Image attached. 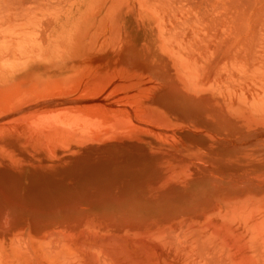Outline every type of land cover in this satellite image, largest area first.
Returning a JSON list of instances; mask_svg holds the SVG:
<instances>
[{"label":"rangeland","instance_id":"obj_1","mask_svg":"<svg viewBox=\"0 0 264 264\" xmlns=\"http://www.w3.org/2000/svg\"><path fill=\"white\" fill-rule=\"evenodd\" d=\"M263 9L0 0V264H187V234L240 236L220 251L235 259L264 244Z\"/></svg>","mask_w":264,"mask_h":264},{"label":"bare ground","instance_id":"obj_2","mask_svg":"<svg viewBox=\"0 0 264 264\" xmlns=\"http://www.w3.org/2000/svg\"><path fill=\"white\" fill-rule=\"evenodd\" d=\"M151 1H153V0H151ZM171 1H172V0H171ZM174 1H176V0H174ZM232 1H233V0H232ZM37 2H38V1H37ZM167 2H168V1H167ZM255 2H256V4H257V1H255ZM259 2H260V1H259ZM259 2H258V3H259ZM32 3H33V2H32ZM147 3H148V2H147ZM159 3H160V2H159ZM163 3H164V2H163ZM233 3H234V2H233ZM34 4H35V3H34ZM151 4H152V3H151ZM165 4H166V0H165ZM169 4H170V2H169ZM177 4H178V3H177ZM231 4H232V3H231ZM256 4H255V5H256ZM18 5H19V4H18ZM161 6H163V5H161ZM164 6H166V5H164ZM226 6H227V5H226ZM251 6H252V5H251ZM17 7H18V6H17ZM255 7H256V6H255ZM253 8H254V7H253ZM172 9H173V8H172ZM261 9H262V8H261ZM254 10H255V9H254ZM263 10H264V9H263ZM255 11H256V10H255ZM174 12H175V11H174ZM263 12H264V11H263ZM24 13H26V12H24ZM176 13H177V12H176ZM226 13H227V12H226ZM228 13H229V12H228ZM257 13H259V12H257ZM243 14H244V13H243ZM255 14H256V12H255ZM24 15H25V14H24ZM251 15H253V12H252ZM25 16L28 17L29 15H28V16L25 15ZM31 16H32V15H31ZM236 16H237V15H236ZM254 16H255V15H254ZM259 16H260V15H259ZM262 16H263V15H262ZM29 17H30V16H29ZM32 17H33V16H32ZM246 17H247V16H246ZM257 17H258V15H257ZM263 17H264V16H263ZM174 18H175V17H174ZM176 18H177V17H176ZM255 19H256V18H255ZM255 19H254V20H255ZM258 21H259V20H258ZM262 27H264V26L262 25ZM174 29H176V28H174ZM176 30H177V29H176ZM255 30H256V29H255ZM253 32H254V31H253ZM182 33H183V32H182ZM251 33H252V31H251ZM254 33H255V32H254ZM16 34H18V32H17ZM183 34H184V33H183ZM252 34H253V33H252ZM177 35L179 36V34H177ZM184 35H185V34H184ZM255 35L257 36V34H255ZM182 36H183V35H182ZM173 37H174V35H173ZM173 37H172V38H173ZM176 37H177V36L175 35V38H176ZM186 37H187V36H186ZM190 37H191V36H190ZM190 37H189V38H190ZM251 37H254V34H253V36H251ZM15 38H16V37H15ZM175 38H174V39H175ZM177 38H178V37H177ZM2 39H3V38H2ZM180 39H181V38H180ZM170 40H172V39H170ZM182 40H183V39H182ZM255 40H256V39H255ZM259 40H260V39H259ZM259 40H257V41H259ZM2 41H3V40H2ZM2 41H1V42H2ZM5 41H9V40H5ZM5 41H4V42H5ZM185 41H186V40H185ZM175 43H176V42H175ZM185 43H186V42H185ZM178 44H179V43H178ZM254 44H255V43H254ZM175 45H176V44H175ZM175 45H174V46H175ZM185 45H186V44H185ZM245 45H246V44H245ZM256 45H257V44H256ZM181 46H182V45H181ZM181 46H180V47H181ZM190 46H191V44H190ZM263 46H264V45H263ZM175 47H176V46H175ZM186 47H187V46H186ZM191 47H192V46H191ZM181 48H182V47H181ZM184 48H185V47H184ZM188 48H189V47H188ZM174 49H175V48H174ZM191 50H193V49H191ZM196 50H197V49H196ZM193 51H194V50H193ZM186 52H187V51H186ZM186 54H187V53H186ZM197 55H198V54H197ZM199 55H200V54H199ZM206 55H208V54H206ZM204 56H205V55H204ZM204 56H203V57H204ZM203 57H201V60H200V61L198 60V59H200V58L197 59V57H196V59H197V60H196L197 63H196L195 65H197V64H201V62H202V65H203V61H205V60L202 59ZM205 57H207V59H208V56H205ZM205 57H204V59H205ZM182 58H183V57H182ZM193 58L195 59V57H193ZM193 58H192V59H193ZM192 59H191V60H192ZM207 59H206V62L209 61V60H207ZM184 61H186V60L184 59ZM188 61H189V60H188ZM191 62H192V61H191ZM191 62H190V63H191ZM193 62H194V61H193ZM193 62H192V63H193ZM198 62H200V63H198ZM206 62H205V64H206ZM217 62H218V59H217ZM186 63H188V62H186ZM190 63H189V64H190ZM210 64H211V63H210ZM207 65H208V64H207ZM189 66H190V65H188V67H189ZM196 67H197V66H195V68H196ZM200 67H201V66H200ZM189 68H191V67H189ZM192 68H193V66H192ZM195 68H194V69H195ZM198 68H199V67H198ZM212 68H213V67H212ZM212 68H210L209 70L212 71ZM196 69H197V68H196ZM196 69H195V71H196ZM237 69H238V68H237ZM211 71H210V72H211ZM233 71H235V69H234ZM239 72H240V71H239ZM244 73H245V70H244ZM244 76H245V75H244ZM238 77H239V76H238ZM237 212L239 213V211H237ZM238 213H237L236 215L239 217L240 215H239ZM234 215H235V213H234ZM263 220H264V219H262L261 221H263ZM259 224H260V223H259ZM259 224H258V228H255V227H254L255 229H254V228L252 227V225H251L250 227H252L253 230H252V228H251V230H250V227H248V228H249V231H247L246 233L249 232L250 234L253 233V234L255 235V233H254L253 231L256 230V229H259V228L261 227V226H259ZM262 224H263L262 229H263V231H264V223H262ZM262 224H260V225H262ZM243 227H244V226H243ZM246 229H247V228H246ZM262 229H261V230H262ZM172 230H173V229H172ZM175 230H176V229H175ZM218 230H220V229H218ZM218 230H217V231H218ZM224 230H225V231L227 230L226 232H229V231H230L229 229H226V227H224ZM228 230H229V231H228ZM225 231H224V232H225ZM240 231H241V230H240ZM251 231H252V233H251ZM257 231H258V230H257ZM263 231H261V232L259 231V233H263ZM202 232H203V231H202ZM202 232H201V234L203 235L205 231H204L203 233H202ZM219 232H220V231H219ZM231 232H232V231H230L229 234H228V233H226V234H228L229 237L232 236L233 234L235 235V233L231 234ZM194 233H195V232L190 233V238H191L192 234L194 235ZM206 233H208V232H206ZM206 233H205V234H206ZM246 233H245V234H246ZM256 233H257V232H256ZM157 234H158V233H157ZM169 234H170V233H169ZM197 234H198V233H197ZM216 234H218V233L215 232V234L213 233L212 236L210 235V236H211L210 238L212 239V240H210V241L213 243V245L215 244L214 240H216L217 238L215 239V237H214V239H213L212 237H213V235L215 236ZM221 234H222V233H221ZM221 234H220V235H221ZM250 234H249L248 236H250ZM183 235H185V234H183ZM195 235H196V234H195ZM195 235L192 236V237H196L195 239L193 238V239H194V242H195V243L197 242L196 245L200 243V244H199L200 246H198V245L196 246L195 244H193V240H191V239H190L191 241L188 240V236H189V234H187V238H186V239H187V243H188V242H192V244H189L190 246H189V245H186V248H183V246H181L182 244H185L184 241H183V237L180 238V239H182V242H183V243H181V245L178 243V244L180 245V247H181L183 250L187 249L185 252L187 253V251H188V255H187V256H189V257L192 256L191 261L193 260V257H194V259L197 261V263H194L195 260L192 261L193 263L190 262V261H187V264H189V262H190V264H199L198 257H201V254H202L203 252L205 253L206 251H207V252L205 253L206 255L203 253V256L200 258V260L203 259L205 256H207L206 258L208 259V261L205 260L206 262H208L207 264H209L210 262H212V261H209V260L211 259V258H209V257H210V256L213 257L214 255L216 256V257L214 256V258H217V257H220V256H221V259H228L229 257H230V259H231L232 257L235 259L234 254H231V255L228 256V257H226V256L228 255L229 252H231V253L236 252V251H234V250H237V248L235 249V247H234V250H232V251H231V248H232V246H233L235 243L237 244L238 241H240V239H241L240 236H237L236 239L233 238V237H230V238H233V240L235 239L236 242H235V240H234V242H233V241L231 242V241L229 240V241H230V242L228 241V242H229V246H228V244H227L228 242H226V241H225L226 239L224 238V237H226L227 235H226V236H223L224 240H223V238H221V241H219V244L222 242L223 247H224V244H226L227 246L224 247L225 249H224L223 247H222V249H221V248H218V247H221V246H222L221 244L218 245V246H217V245H216V246H213V247H214L215 249H216V247H217V248H218L217 250H218L219 252H220L221 250H222V252H223V250H226L227 248L229 249V251H228V253L226 252V254H225V252H224V253L220 252V254H221V253H222V254H221L220 256H218V255H219V253H217L218 251L216 252V251L214 250V248H211V247L209 246V245H210V244H209L210 241H209V243H207L208 245L205 244V243H202L203 241L207 242V241L205 240V237H206V238L208 237L207 240L210 239L209 236H208V234H206L207 236H206V235H205V236L203 235V236L200 238V240H202V238H204V240H202V242L198 240V239H199V238H198V235H196V236H195ZM199 235H200V234H199ZM222 235H223V234H222ZM234 235H233V236H234ZM240 235H242V234H240ZM257 235H258V236H257ZM257 235H255V236H256L255 238L259 237V234H257ZM155 236H158V235L155 234ZM155 236H154V237H155ZM174 236H175V235H174ZM174 236H173V237H174ZM185 236H186V235H185ZM185 236H184V238H185ZM243 236H244V235H243ZM243 236H242V237H243ZM260 236H262V234H260ZM160 237H161V236H159V238H160ZM170 237H171V236H170ZM177 237H178V235H177ZM199 237H200V236H199ZM221 237H222V236H221ZM234 237H235V236H234ZM262 237L264 238V234H263ZM262 237H261V238H262ZM156 238H157V237H156ZM174 238H175V237H174ZM197 238H198V239H197ZM230 238H228V239H230ZM253 238H254V236H253ZM255 238H254V241H253V240H251V239H252V236H250V237H248V239H244V240H248V242H250V240H251L253 244L256 243V245H255V244H254V245H255L256 248H257V247H258V244H257V243H259L260 241H258V240L255 239ZM261 238H260V239H261ZM153 239H154V238H153ZM167 239H168V237H167ZM176 239H177V238H176ZM237 239H238V240H237ZM160 240H161V239H160ZM177 240H178V239H177ZM177 240H176V241H177ZM222 240H223V241H222ZM231 240H232V239H231ZM241 240L243 241V239H241ZM261 240H262V242L264 243V240H263V239H261ZM255 241H256V242H255ZM257 241H258V242H257ZM168 242H169V241H168ZM225 242H226V243H225ZM244 242H246V241H244ZM158 243H160V242H158ZM187 243H186V244H187ZM212 243H211V244H212ZM230 243H231V244L233 243L232 246H231V248H230V245H231ZM160 244H161V243H160ZM166 244H167V243H166ZM168 244H169V243H168ZM168 244L166 245L167 247H169ZM178 244H177V245H174V246L171 245V246H173V247H172V248L170 247V249L172 250V249L176 246L175 248H178V253H180L179 251H181V248H180V247H177ZM201 244H204V247H205V246H206V247L209 246V247L213 250V252H215L216 254L213 253L214 255L212 256V254H211V253H212V250H210L209 247H207L209 250L206 249V247H205V250H206V251H203L202 249H203L204 247L202 248V245H201ZM238 244H239V243H238ZM238 244H237V245H234V246L238 247L240 250L243 249V248H245V247H244V244H245V243L243 244V242L241 243V241H240V244H239V245H240V246H241V244L243 245V246H241V247L238 246ZM253 244H251V243L248 244V243H247L248 249H247V248L245 249V250H247V251H251V250H252L253 253H251L250 255H246L247 257L244 256V255H245L244 253H243V254L241 253V254H242L241 256H244L245 258L242 257V259H240L241 256L238 257V255H237L238 259L236 258V259H235L236 261L233 260V258H232L231 260L228 259V260H227L228 262L226 261V263H227V264H229V263L232 264V263H233L232 261H234L235 263H233V264H237V261L242 260V262H243V260H244V261H246L245 264L248 263V262H249L248 264H250L251 261H253L252 264H255L254 261H256L255 259L258 257L257 255L260 256L264 251H263L261 254H260V253H257V254H256V252L258 251V249H259L260 247H261V248H260L259 250L262 251V250L264 249V244L260 243L261 246L259 245L260 247L257 248V251H255V253H254V250H253V249H255V246H254V248L252 247ZM163 245H164V244H163ZM163 245H161L162 248H164ZM192 245H193V246H192ZM262 245H263V246H262ZM187 246H189V248H192V249H193V247L195 246L196 249H198V250H195V252H196L197 255H199V256L196 257V253L194 254V252H193L194 250H192V249L189 250V249L187 248ZM249 246H250V247H249ZM184 247H185V246H184ZM198 247H201L202 249H201V248H198ZM226 247H227V248H226ZM251 247H252V248H251ZM249 248H250V250H249ZM262 248H263V249H262ZM228 249H227V250H228ZM239 249H238V250H239ZM227 250H226V251H227ZM240 250H239V251H240ZM189 251H191V253L193 252L192 254H194V256H193L192 254H189V253H190ZM200 251H202V252L200 253ZM210 251H211V253H210L211 255L209 254ZM233 251H234V252H233ZM175 252H177V250H173L172 253L174 254ZM178 253H176V254L179 255ZM198 253H199V254H198ZM246 253H247V252H246ZM180 254H182V252H181ZM184 254H185V253L183 252V254H182V255H183V258H184V256L186 255V254H185V255H184ZM208 254H209V255H208ZM217 254H218V255H217ZM236 254H237V253H235V256H236ZM253 254H256V255H253ZM222 255H225V258H224ZM232 255H233V256H232ZM251 255L254 256V257H251V259H250V260L248 259V260H249V261H248L247 258H248V256H249V258H250ZM263 255H264V253H263L261 256L263 257ZM180 256H181V255H180ZM187 256H186V257H187ZM256 256H257V257H256ZM166 257H167V256H166ZM195 257H196V258H195ZM255 257H256V258H255ZM169 258H170V257H169ZM206 258H204V259H206ZM253 258H254V259H253ZM260 258H261V257H260ZM260 258H259V260H260ZM161 259H162V258H161ZM161 259H160V260H161ZM185 259H186V258H185ZM219 259H220V258H219ZM239 259H240V260H239ZM262 259H263V258H261L260 261L257 259V260H258V263L256 262V264H261V262L264 261V260H262ZM168 260H169V259H168ZM182 260H184V259H182ZM187 260H189V259H187ZM212 260L214 261L215 259H212ZM229 260H230L231 262H230ZM161 261H162V260H161ZM164 261H165V260H163V262H164ZM176 261H177V260H176ZM184 261H185V260H184ZM205 261H203V264H206ZM215 261H216V262L219 261L217 264H225V260H224V262H222V260H218V259L215 260ZM215 261H214V263H215ZM220 261H221L222 263H220ZM166 262H167V261H166ZM166 262H165V263H166ZM178 262H179V261H178ZM200 262H202V260H201ZM214 263L212 262V264H214ZM238 263H239V262H238ZM243 263H244V262H243ZM243 263H241V264H243ZM263 263H264V262H263ZM170 264H171V263H170ZM182 264H183V263H182ZM200 264H201V263H200ZM215 264H216V263H215Z\"/></svg>","mask_w":264,"mask_h":264}]
</instances>
